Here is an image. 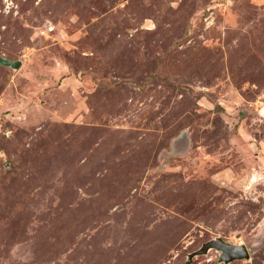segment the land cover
Instances as JSON below:
<instances>
[{"label": "rangeland", "instance_id": "374dc122", "mask_svg": "<svg viewBox=\"0 0 264 264\" xmlns=\"http://www.w3.org/2000/svg\"><path fill=\"white\" fill-rule=\"evenodd\" d=\"M0 54V264H264V0H0Z\"/></svg>", "mask_w": 264, "mask_h": 264}, {"label": "water", "instance_id": "95a60500", "mask_svg": "<svg viewBox=\"0 0 264 264\" xmlns=\"http://www.w3.org/2000/svg\"><path fill=\"white\" fill-rule=\"evenodd\" d=\"M21 62V60L14 61L0 54V63L3 65L13 66L17 68L21 65ZM212 248L220 251L219 261H224L225 263L235 258H249V251L245 244L232 243L226 241L220 236H217L206 241L198 250L191 253L189 260H191L197 254L207 253Z\"/></svg>", "mask_w": 264, "mask_h": 264}]
</instances>
